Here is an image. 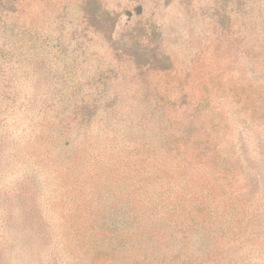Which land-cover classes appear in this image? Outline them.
Returning a JSON list of instances; mask_svg holds the SVG:
<instances>
[{
  "label": "rangeland",
  "instance_id": "rangeland-1",
  "mask_svg": "<svg viewBox=\"0 0 264 264\" xmlns=\"http://www.w3.org/2000/svg\"><path fill=\"white\" fill-rule=\"evenodd\" d=\"M98 1L120 49L133 30L156 26L170 69L126 68L100 35L49 73L34 63L0 71L15 98L0 121V264H264V82L246 56L264 57V0ZM84 2L21 0L12 19L72 27ZM202 98L201 133L175 144L179 105ZM34 99L48 107L39 112ZM58 114L79 135L66 164L43 128ZM198 138L211 152L198 151Z\"/></svg>",
  "mask_w": 264,
  "mask_h": 264
},
{
  "label": "trees",
  "instance_id": "trees-1",
  "mask_svg": "<svg viewBox=\"0 0 264 264\" xmlns=\"http://www.w3.org/2000/svg\"><path fill=\"white\" fill-rule=\"evenodd\" d=\"M20 2L21 0H0V21L4 22V30H0V56H3L0 58V71L2 69L7 71L15 69V71H17V66H20L22 63H26L27 65L34 63L36 68L37 64H40V68H43L45 70L44 72L49 73L52 70L51 64L54 62L66 63L70 61L69 59L73 62L79 61V56H77V53L75 54V52H78V48L82 47V42L86 38H90V40H98L100 35H105V38L109 40L108 42L114 51L115 58H117L118 61L123 62V64L126 65V68L129 64H134L142 72L170 69V59L165 54H160L157 50L161 34L153 24H148L147 27L145 26L140 30H133L129 41L124 43V49H120V46H118L119 41L115 40L117 23L113 20L112 12L107 10L106 6L102 4V1L85 0L78 9L79 14L83 19L80 20V18H77V21H80L78 24H74L72 27H66V25L60 24L47 30L25 28L18 20H15L14 22L12 18L16 12V7ZM242 7L248 9L241 14L247 25V23L253 18V10L249 8L246 3H244ZM83 22L89 24L90 27L88 25L86 27ZM9 23H11L10 26L8 25ZM104 23H107L105 25L109 26L107 29L102 28L101 25ZM89 33H91V37L88 35ZM74 44L75 46L72 50L73 55H68L69 49ZM246 56L248 57V74L250 77L255 81L264 82V57L258 58L259 56H253L249 53H246ZM166 63L168 66H166ZM28 69L30 70V68ZM37 69H32L27 72V74L33 73ZM120 71H122V68L118 72ZM79 82L82 84L81 81ZM79 82H76V87L80 85ZM108 90L105 89L98 95L100 100H109ZM10 95L11 94H8V92H4L0 89L1 123L5 121L3 114L8 111L7 102L11 99H15L11 98ZM208 99L209 98H202L191 101L185 109H180L179 105L178 110L180 111L177 113L178 118H175L176 121L179 122V126L177 125V130L171 136V139L178 141L175 142V144L184 142L182 144L185 146L188 141H190L192 134H196L197 132L201 133L205 122V108H207L209 104ZM29 100H32V98ZM34 100L35 101H32V103L36 104V109H38L39 112H43L45 108L48 107L46 100L40 102L36 99ZM178 103H180V100H175L172 102V105L176 106ZM180 104L185 105L183 101H181ZM58 116L59 114L53 118L55 121H52L45 116L50 122L43 128H45L44 133H47V137L51 138L50 143L54 146L52 153L57 154L56 158L62 159L64 161L63 164H66L67 160L70 158V153H74L76 150L75 145L77 144L79 135H75V128L71 121L68 125L62 124L64 122L62 120L56 122L58 121ZM79 117H81V114L76 116L78 119ZM241 121L244 124H247L249 120L246 117H243L241 118ZM216 125L218 124L216 123ZM196 142L198 144L197 149L200 153L207 154L211 152L210 146L206 141L201 139L199 142L198 138ZM166 143L167 145L174 144L170 141H166ZM68 146H71V148H68ZM258 149L259 152H261L259 153L261 158L259 164L264 166V137L260 138ZM246 159L248 160V158ZM69 163L72 164L73 162L69 161ZM69 169H72V166H70ZM255 174L256 176L254 175L253 177L258 178V172ZM261 176H264V174H261ZM166 208L167 207L164 208L166 214L172 215L177 212L176 208L172 211L167 210ZM154 211L155 210H153V212ZM154 215L157 217L156 214ZM166 221L167 219H165V222ZM151 239L152 237H148V239L142 240V242H150ZM156 248L159 249V247ZM157 259H159V257ZM142 264H153V262H143Z\"/></svg>",
  "mask_w": 264,
  "mask_h": 264
}]
</instances>
